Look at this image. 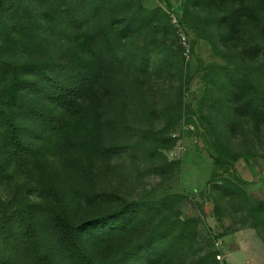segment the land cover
Instances as JSON below:
<instances>
[{
    "label": "rangeland",
    "instance_id": "374dc122",
    "mask_svg": "<svg viewBox=\"0 0 264 264\" xmlns=\"http://www.w3.org/2000/svg\"><path fill=\"white\" fill-rule=\"evenodd\" d=\"M240 1L0 0V61L58 70L104 57L89 101L100 125L83 122L75 150L25 122L70 221L118 215L110 231L102 221L87 234L97 264H264V115H239L233 90L264 93V13L241 16ZM169 12L187 25L189 61ZM11 77L0 69L2 106ZM8 173L0 264H34L16 212L40 211L45 222L49 203L34 180Z\"/></svg>",
    "mask_w": 264,
    "mask_h": 264
},
{
    "label": "trees",
    "instance_id": "16d2710c",
    "mask_svg": "<svg viewBox=\"0 0 264 264\" xmlns=\"http://www.w3.org/2000/svg\"><path fill=\"white\" fill-rule=\"evenodd\" d=\"M240 2L242 9L238 12L243 11L244 14L241 16L253 11L264 13V0H253L252 5L245 0ZM180 19L186 28L185 21ZM101 37L111 49L107 37L102 34ZM192 49L194 55L193 43ZM103 58L100 62L93 60V57L83 59L73 69L60 66L58 70L46 64L17 67L0 61V69L12 76L3 106L0 103V175L10 179L8 169L14 167L34 180L36 185L33 191L42 194L49 203L45 208V222L39 220L40 211H29L27 207L16 212V221L20 227L27 229L22 239L34 264H59L56 256L60 252L67 264H97L87 249V234L98 228L102 221L109 225L108 231L119 222L118 215H109L73 224L61 205L56 178L53 179L43 169L41 148L25 139V133L29 130L25 122H31L42 128L43 133L56 136L61 151L75 150L79 141L76 132L79 128L84 129L83 122L89 129L99 128L98 114L91 109L89 101L96 96V86L104 73ZM233 90L239 115L251 114L256 118L264 115V93L257 96L254 90L240 85H233ZM25 95L31 96L29 102L23 101Z\"/></svg>",
    "mask_w": 264,
    "mask_h": 264
},
{
    "label": "built area",
    "instance_id": "2783aa9c",
    "mask_svg": "<svg viewBox=\"0 0 264 264\" xmlns=\"http://www.w3.org/2000/svg\"><path fill=\"white\" fill-rule=\"evenodd\" d=\"M168 15H169V21L176 33L178 45L181 48L182 55L186 61H189L192 58L193 49H192L191 40L186 33V28L183 25L180 17L176 13L169 12Z\"/></svg>",
    "mask_w": 264,
    "mask_h": 264
},
{
    "label": "crops",
    "instance_id": "0c3cea01",
    "mask_svg": "<svg viewBox=\"0 0 264 264\" xmlns=\"http://www.w3.org/2000/svg\"><path fill=\"white\" fill-rule=\"evenodd\" d=\"M260 183H259V186L260 187H264V171L261 173H259V175H258V179H257ZM259 187V188H260ZM258 196V198H260L261 200H263L264 199V188L263 189H259V191H258V193H256ZM260 194V195H259Z\"/></svg>",
    "mask_w": 264,
    "mask_h": 264
},
{
    "label": "water",
    "instance_id": "95a60500",
    "mask_svg": "<svg viewBox=\"0 0 264 264\" xmlns=\"http://www.w3.org/2000/svg\"><path fill=\"white\" fill-rule=\"evenodd\" d=\"M226 242H229V238L226 239Z\"/></svg>",
    "mask_w": 264,
    "mask_h": 264
}]
</instances>
